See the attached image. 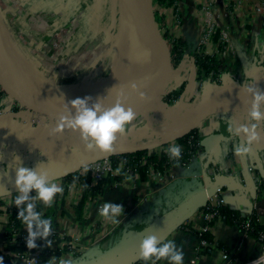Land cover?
<instances>
[{
    "label": "crops",
    "instance_id": "1",
    "mask_svg": "<svg viewBox=\"0 0 264 264\" xmlns=\"http://www.w3.org/2000/svg\"><path fill=\"white\" fill-rule=\"evenodd\" d=\"M226 1L233 2V7L227 6L222 0H175L168 7L159 5L160 12L166 16V25L161 29L162 37L173 42H183L185 52L180 63L170 73L158 79L156 90L151 98L140 105L136 103L135 107L132 104L128 106L134 110L136 117L125 130L129 134H136L135 137L138 140L136 144L151 143L163 137L184 132L191 123L199 119L197 128L204 139L218 131L221 119L220 108L231 109L237 105L236 115L233 116L230 123V136L222 142L216 152L205 147L194 156L188 167L177 166L171 169L170 172L164 174L159 183L149 181L147 177L143 179L141 175L136 178L133 176L122 178L121 172H117L108 180L107 178L103 179L100 182L99 195L89 199L86 204V214L89 213V209L96 201L119 203L122 206L132 200H136L138 206L151 202L152 209L146 208L143 213H141L143 209L138 213L130 211L128 218L134 217L131 222L126 224H124L125 217L122 216V209L120 221L114 223L107 235L108 238L102 241V251L111 248L112 243H116L118 236L114 235V232L117 229L120 231L123 224L131 229L138 222L148 223L153 219L151 217L154 211L163 210L164 212L179 202L188 192L199 189L204 184L213 193L215 201L219 197H223L222 205L238 209L245 217L256 215L264 222V119L259 121L250 119L249 110L254 97L253 92L248 90L251 87L254 91L264 92V21L261 22L264 20V0H250L249 3H246L247 7L243 5L244 0H240V4L233 0ZM16 2V5H7L9 9H5L16 10L17 7H23L24 15L20 14L23 18L19 15L23 20L48 17L50 13L53 14L55 18L50 29L55 32L66 24L64 23L65 15L72 13L76 8L83 9L81 18L86 21L85 24H81V31L86 30L93 20L92 15L87 12L96 4L100 5L97 0H16ZM205 4L210 5V9L206 12L203 10ZM99 9H101L100 6ZM99 15L100 21L97 24L96 32L103 30L100 11ZM208 20H216L218 26L207 43L201 44ZM88 31H84L83 34H87ZM47 33L49 34V32ZM169 45L172 48V44ZM201 48L221 60V73L217 80L199 77L198 65L194 61L193 55ZM161 53H163V58L167 54L163 50V52L158 51L156 56L153 49H149L141 71L149 72L152 61H155L158 56L160 58ZM1 92L3 93L0 85V94ZM4 93H6L5 90ZM260 109L264 112V102L261 103ZM12 113H16L13 118L4 119L2 117V115ZM30 120L29 113L19 107L14 97L6 93V96L0 99V162L7 160V165L0 164V170L18 165L19 161L15 157L20 156L18 155L20 149H24L23 151L30 149L32 152L34 148H38L42 144L46 148L43 150L44 153H40L50 158L53 157L50 155L57 152L59 148L68 152V150L72 151L83 145H76L72 141L79 130H73L63 125L60 126L61 131H59L60 140L57 136L53 138L51 133H48L47 142L40 140L38 143V137L33 133L36 131L35 129L43 131L47 126L52 125L34 124L30 123ZM48 120H51L50 124L56 125L57 120L52 118ZM253 123L258 125L255 130L259 140L252 142L247 153H236L234 149L237 144L243 145L246 139L245 133H237V127L241 124L250 126ZM35 141L36 144L33 148ZM49 143H54L52 148L47 146L51 145ZM12 156L14 157L11 158ZM55 179L63 186L64 191V181L61 178ZM219 188L221 192H218ZM63 198V192L58 193L53 200V205L56 207L59 204L58 207L62 209V213L71 219L70 216L76 211L74 202L72 204L74 210L70 211L69 208H64L65 198ZM13 202V199H8L0 205V257H3L4 264L22 263L20 255L27 246L23 237L7 240L11 236L6 234V219L10 216ZM54 206L52 208L50 205H39L38 210L45 217H51L50 232L53 233H50L46 238L35 237V248L47 252L46 260L50 263L67 259L65 256L67 252H61L58 243L55 244V241L59 242L58 240L62 236L65 237V234L61 235L56 231L59 221L57 219L58 212L54 210ZM204 213L203 210L196 212L186 221V224L184 223L185 225L183 224V228L178 229L168 238L173 239L175 246L183 251L184 264L196 258L199 264H222L224 262L222 250L230 254L234 264L254 261L263 253L259 240L245 236L242 228L236 223L225 221L221 216L213 218L209 223L208 233H211L214 240L211 249L203 253H201L203 249L197 251L196 246L199 238L196 232L208 223L204 218ZM70 226L75 233L78 231L85 233L86 228L83 231L81 223L72 222ZM22 228L26 231V225ZM124 232H128V228ZM124 232H121L119 237ZM125 235L119 239L121 240ZM48 240L51 241V244L47 243ZM18 244L23 249L14 254L7 253L5 250V248ZM85 250L91 252L95 250V247L85 248ZM80 251L78 250L75 254L82 256L83 253ZM98 252L101 251L98 250ZM15 255H18L19 259L15 258ZM69 255L76 259L74 252ZM161 262L170 264L164 258ZM259 264H264V261Z\"/></svg>",
    "mask_w": 264,
    "mask_h": 264
},
{
    "label": "water",
    "instance_id": "2",
    "mask_svg": "<svg viewBox=\"0 0 264 264\" xmlns=\"http://www.w3.org/2000/svg\"><path fill=\"white\" fill-rule=\"evenodd\" d=\"M122 7L129 15L131 23L130 41L119 59V65L115 69L110 81L102 88L90 93L71 92L60 87L53 86L37 75L32 68L21 61V57L12 51L1 36L0 30V85L22 105L35 113L46 115L58 120L61 115L71 116L75 114L72 100L88 97V105L100 102L104 108H110L117 102L125 108L129 105L136 106L145 103L153 96L156 84L161 76L167 75L174 68L172 66V54L167 39L162 37L161 29L153 28L154 0H121ZM4 37V36H3ZM109 36L107 42L112 41ZM113 48V46H112ZM153 49L156 56L158 51L165 50L167 54L152 61L149 72L141 71L145 64L147 51ZM141 72V73H140ZM135 84L136 88L132 85ZM135 103V104H133ZM239 106V105H238ZM237 107V105H236ZM220 108L221 119L218 131L205 137L203 145L212 152L219 150L222 142L230 136V123L237 108ZM199 120V119H198ZM198 120L191 123L185 130L196 128ZM179 134L163 137L151 143H138L131 145L128 140L117 134L111 150H102L99 147L88 148L82 145L72 151L64 152L44 163L26 165L36 168L37 171L47 170L51 178H62L64 174L77 170L90 162L111 158L113 155L133 152L137 149L148 148L150 150L160 145L176 141L183 135ZM17 166V165H16ZM16 166L0 170V197L17 192L14 184ZM205 185L188 192L172 208H168L160 216L148 223L141 224L138 229L127 232L126 235L111 248L101 251L91 259H83L78 264H137L143 258L140 256V241L142 237L155 234L161 240L168 239L186 221L206 206L207 193ZM132 229V228H131Z\"/></svg>",
    "mask_w": 264,
    "mask_h": 264
},
{
    "label": "rangeland",
    "instance_id": "3",
    "mask_svg": "<svg viewBox=\"0 0 264 264\" xmlns=\"http://www.w3.org/2000/svg\"><path fill=\"white\" fill-rule=\"evenodd\" d=\"M97 1L100 4L99 6L101 9H99V6L96 4L95 6L90 8V10L87 12V14L90 13V15H92L93 20L91 22V25L88 28H86V30L81 31V26H82L81 24L82 23L85 24V21H86V20L81 18L83 16L81 13L83 9H81V8L77 9L76 8L72 13H68L67 15H65L66 17L64 19V23H66V24H64V26L62 25L63 27H61V29H59L55 32V31H52L50 29L52 21L55 18V16L53 14L50 13L48 17H40V18L37 17L36 19L30 18V19H27L28 21L23 20L19 17L20 14L24 15L23 14V12H24L23 7H17L16 10L5 9V8L9 9V7H7V5H10V6L16 5L17 4L16 0H0V30L2 33V34L1 33L0 34L3 38V40L9 46V48L12 51H14L16 53V55L19 56V58L21 57V61L24 64L28 65L30 68H32L33 66H36L37 64H41L46 70H48L50 72L51 75L52 74L55 75L56 80H55V83H53V82L49 81L40 72L37 73L32 68V70L37 75L42 77L45 81L49 82L53 86L60 87L61 86L60 84H63L62 88H65V90H69L71 92L86 93V94L93 92V91L81 92V91L73 90L72 88H66L65 86L66 85H76V84L85 82L86 80H87V82H90L94 79H97L99 76L107 77L106 79L109 82L110 78L112 77V75L114 73L111 70L110 64H112V63H111L110 58L112 56L115 44H114V41L113 42L112 41L107 42V39L109 38V36H112L114 38L116 33L118 32L119 27H120V23H121V19H122V15H123L122 14L123 7L121 4V0H97ZM222 1H224L225 4H227V6L233 7V2L230 3L229 1L227 2L226 0H222ZM233 1H235L237 4L241 3L240 0L239 1L233 0ZM244 1H245V3H243V5H246V3H249L250 0H244ZM245 7H247V5ZM157 8H159V6L158 5L156 6V4H154V9H157ZM99 11H100V14L102 15L101 24H102L103 30L96 32V30L98 29L97 24L100 21ZM7 13H9V14L6 17ZM263 21L264 20H261V22H263ZM84 31L85 32L88 31L87 34L84 35L83 34ZM47 32H49V34ZM40 33H42V35H40ZM45 34L46 35L48 34V36H45ZM112 46H113V48H112ZM29 59H30V61L31 60H33V61L30 62ZM72 78H76V79L72 80ZM65 80H69V82H68L69 84H65V83H67V82H65ZM96 83H98V82L91 84L90 87L92 85H93L92 87H95ZM105 85L106 84H104L103 86H100V89H102ZM11 115H13V114L2 115V117L5 119V118H13L16 116V115L11 116ZM41 120L42 119H40V117H36V118L34 117L33 119L30 120V123L32 122L34 124H43V126L45 124H47V125L49 124L52 126H47V128H45L43 131H41L40 129H35L36 131H34L33 133L36 137H38V139H37L38 143L40 140L45 141V143H46L48 133H51V136L53 138H55L57 136L58 140H60V133L57 132V134H58L57 135L53 131V129L57 125H53L52 123L50 124L49 120H44V122ZM132 134H133V136H132ZM135 135L136 134H134V133L129 134L128 131H126V130L121 133L122 138L125 140H128L131 145H136V143H137L136 141H138L136 139ZM42 138H44V139H42ZM31 139H30V141H31ZM48 140H49V138H48ZM72 141L75 142L76 145L83 144V146H84L87 144V141L81 138L80 132L76 135L75 139H73ZM35 144H36V141L33 144V148L35 147ZM49 144H51V145H47V146H49L50 148H52V145H54V143L53 144L49 143ZM75 147H77V146H75ZM45 148H46V146L41 144L40 147L34 148L32 150V152L30 149L25 150V151H23L24 149L23 150L20 149L19 153H18V155H20L19 156L20 157L19 163L24 161V162H22L24 166L31 165L34 163L35 164L44 163L46 161H43V160H47V159L50 160V159H53L57 156H62L59 153H64V151H65L62 148H59L57 150V152L59 151V153L58 154H57V152L52 153L50 156H53V157L49 156L50 157V159H49L45 154L40 153V152L44 153L45 151H43V150H45ZM36 149H37V151H36ZM68 151H71V150H68ZM6 157L8 158V156H6ZM13 157L14 156H12L11 158H13ZM6 162H7V160L5 159L2 162H0V164L7 165ZM90 163H92V162H90ZM90 163H88L85 166L83 165V166L79 167L77 170L79 172H82L84 170V168H86ZM13 164H16V163H13ZM77 170H75V171H77ZM84 172H86V171H84ZM120 176L122 178L126 177L123 172H121ZM109 177H111V176L107 175L104 177V179L107 178V180H108ZM111 179H109V180L111 181ZM62 181H64V180H62ZM65 182L66 183L68 182V183L73 184V185H72L71 189L67 191V193H65V194L63 193L64 198H65L64 208H69L70 211H73L76 204L79 202V200L81 198V197H79V195H77V192H76L77 187L76 186H78L80 189H81V186L75 182H69V181L65 180L63 183L64 189H65V185H66ZM155 183H158V182H155ZM155 183H154V185H155ZM100 186L101 185L98 186L99 192L97 195H99V193H100ZM128 197L131 198L129 195H128ZM108 199H109V197H108ZM2 201L4 202L5 199H2ZM73 202H74V208L72 207ZM100 202L103 204L102 201H100ZM25 204H26V202H25ZM38 204L43 205V203L40 201H37V207H39ZM99 204L100 203L98 201H96L95 204L92 205L93 207L91 209H89V211H93L95 218L100 217V219L98 220L97 225H96V227H94V230L92 231V233L86 239L81 238L79 240V242H74V241H71V238L68 235H66L65 237L62 236V238H60L58 240L60 243L55 241L56 242L55 244L58 243L57 245L61 248V250H62L61 252H65V253L67 252L68 253V254L66 253L65 256L67 257V259H70L71 264H78V263L82 262L83 258L72 259L69 254L73 251H76L81 246L85 245L86 247H88L87 246L88 240L90 238L95 239V235L97 232L101 233V235H100L101 241L99 240V241H97L96 244L93 245L95 247V250H93L91 252H89L88 250H85L84 255H86V258L91 259L92 257H95L96 255L99 254L98 250H100V251L103 250V249H101L102 241L107 239L106 236L109 233V231H107L109 218H104V215H102V213L98 211L97 206H99ZM56 205H57V203H56ZM124 205L125 206H122L123 207L122 208L123 209L122 216L125 217L124 224L132 221L134 216L128 218V213L130 211H132V209L135 206L137 207L135 213L136 212L138 213V211L142 210V209L143 210L141 213H143L146 210V208H148L149 210L152 209V203L151 202H148L147 204L138 206L136 203V200L135 201L132 200L131 202H128L127 204H124ZM50 206L51 207L54 206L53 203ZM58 206H59V204L56 207L54 206V210L58 212V215H57L58 218L57 219L59 221L58 228L56 231L61 233V235L68 233V232H69V234L70 233L75 234V232L72 230V228L70 226L72 222L83 224V231H84V229L88 225V221L86 220V218L84 216L80 219L79 217L75 216L76 215L75 214L76 211H75L74 213H72L73 215L70 216L72 220L68 219L66 214L64 215L62 213V209L59 208ZM85 208H86V206H85ZM46 209H47V207H46ZM141 213H139V214H141ZM157 213H158V216H160L163 213V210H159L157 212L154 211L152 213L151 218L155 219ZM111 215H113V214L110 212L109 216H111ZM122 216H121V213L116 215L115 220H112L113 226H114V223H117L118 221H120ZM8 220H9V217L6 219V227H7ZM142 223H143L142 221L138 222V224L133 226L132 229H130L129 226L128 227L123 226L124 225L123 224L121 226L120 231H118V229L116 227L117 230L114 232V235H117L118 236L117 240H120L119 238L122 235H125L127 233V232L126 233L124 232V230L126 228H128V232H131V231L135 232L134 230L138 229V227H140ZM122 227H124V228L122 229ZM12 231H15L16 234L13 237H10L9 239H7L8 241L11 239H17V238L23 237L21 230L20 231L19 230L18 231L12 230ZM23 231L27 233V231H25L24 229H23ZM121 232H124V233H122L119 237V234ZM50 233H53V232H50ZM76 233L80 234L81 236H83L85 234L84 232H81V231H78ZM6 234L9 235L7 230H6ZM117 240H116V243L118 242ZM93 243H95V242H93ZM114 243H112L111 245L113 246ZM70 245H72V246H70ZM21 249H23V247L20 246L19 244L10 246L9 248H5V250H7V253L9 252L10 254H14V253L18 252V250H21ZM25 251H26V248L23 251V253H25ZM23 253H21V254H23ZM17 256L18 255H15V258H17ZM17 259H19V257ZM20 262H22V263H19V264H25V262H23V261H20Z\"/></svg>",
    "mask_w": 264,
    "mask_h": 264
},
{
    "label": "clouds",
    "instance_id": "4",
    "mask_svg": "<svg viewBox=\"0 0 264 264\" xmlns=\"http://www.w3.org/2000/svg\"><path fill=\"white\" fill-rule=\"evenodd\" d=\"M136 88V85H132ZM249 91L253 92L252 107L249 110V117L254 121L264 119V112L261 111L260 105L264 102V92L254 91L251 87ZM75 108V114L71 116L61 115L56 121L54 132L61 131V125L69 127L73 130H79L81 138L87 141L86 147H99L102 150H111L113 142L116 140L117 134L122 133L128 127L131 121L136 117L131 107L125 106L117 102L110 108H104L100 102H96L91 106L88 105V97L75 98L72 100ZM257 124L250 126L241 124L237 127V133L246 134L243 145L237 144L236 153H247L254 140H259L256 132ZM170 158H179L182 148L179 144H172L167 148ZM18 161L19 156L15 157ZM119 171V168H117ZM15 186L18 188L19 194L15 196L14 203L16 205L24 204L19 208L18 218L26 225L27 238L26 244L29 248L36 247L35 237L46 238L50 234L52 219L45 217L40 210H37V201L45 205H51L58 193L63 192V186L55 179H50L47 170L37 171L36 168L24 166L20 162L16 166ZM35 190V194L30 196L29 193ZM27 201L25 204L24 202ZM102 215L115 220L116 215L122 212V205L119 203L104 202L100 209ZM109 212L113 215L109 216ZM35 227V230L33 228ZM51 244V241H47ZM140 256L145 261H155L162 258L168 260L170 264H184L183 251L175 246L173 239L161 240L155 234H149L142 237L140 241ZM0 264H4L3 257H0ZM62 264H71L70 259H64Z\"/></svg>",
    "mask_w": 264,
    "mask_h": 264
},
{
    "label": "trees",
    "instance_id": "5",
    "mask_svg": "<svg viewBox=\"0 0 264 264\" xmlns=\"http://www.w3.org/2000/svg\"><path fill=\"white\" fill-rule=\"evenodd\" d=\"M174 1L175 0H154V4H156V6L163 5L168 7L172 5ZM165 25H166L165 14L161 13L159 8L155 9L153 11V28L155 30L162 29L163 27H165ZM166 44L167 45L172 44V48H171L172 61H173L172 66L176 67L180 63V60L182 59L183 54L185 52L184 43L175 42V41L173 42L167 39ZM193 56H194V61H196V64L198 65V73L200 78L209 77L211 80H217L219 78L221 73V67H220L221 60H219V58L216 55L209 54L205 52L203 48H201L197 50V52H194ZM74 79L76 78H72V80ZM65 82H67L65 84H69L68 83L69 80H65ZM1 89L3 93L1 92L0 99L6 96V93H4V89L2 87ZM199 139H201V133H199V129L197 127L191 128L185 131L183 135L179 136L176 140L181 145H183L184 151L181 153V156L178 159L169 157V154L167 152L168 143L160 145L161 147H157L156 153L150 152L151 150L148 148H143V149H137L136 151L133 152H126L123 154L113 155L110 159L113 160L114 162L128 161L129 164L134 166L136 165L137 168L139 169L141 177L145 179V177H147L148 165L147 164L143 165L140 163V161L143 158H146L149 163H152L154 167L160 171L170 169L174 164L178 162V160L184 161V159L191 157L193 154L197 152V150L201 146L199 145ZM61 179L64 181L67 180L69 182H75L81 186L82 195L79 202L75 206L76 216L81 219L83 216H85V212H86L85 206L87 202L89 201V199H92L95 196H97L99 192V187L92 183L93 176L89 170L86 172H79L78 170L68 172L64 174V176ZM2 203L3 201H1L0 199V205ZM23 206L24 204L16 205L13 202V206L11 208L12 211L10 213L6 227V230L11 237H13L16 234L15 231H12L14 228L21 229L24 226L23 222L17 216L19 208ZM202 210L205 212L216 211L215 217L221 216L222 218L225 219V221L229 223H236L240 228L242 227L244 222L250 219V229L248 234L250 237L256 239L257 241L259 240L261 233H264V222H262L259 219V217H257L256 215L245 217L242 216L241 212L238 209H232L231 207L226 205H220L215 208L212 207L209 208L208 206H205L201 208L199 211ZM184 225H182V228L184 227ZM196 234L198 235V231L196 232ZM203 238L206 239L211 244H213L214 242L211 233L210 234L208 232L205 233ZM211 246L212 245L203 248L201 253H203L204 251L206 252L208 249H211ZM162 259L158 261H161ZM138 264H148V261L142 259L141 261H139Z\"/></svg>",
    "mask_w": 264,
    "mask_h": 264
},
{
    "label": "built area",
    "instance_id": "6",
    "mask_svg": "<svg viewBox=\"0 0 264 264\" xmlns=\"http://www.w3.org/2000/svg\"><path fill=\"white\" fill-rule=\"evenodd\" d=\"M209 9H210V5L209 4H205L203 6L204 12L208 11ZM216 26H218V22L216 20H214V21L208 20L207 21V26L204 29V33H203V36H202L203 38L201 40V44H206L207 43V41L212 37V34L215 31ZM19 107L23 111H26L27 113H29V118L30 119H33L34 117L35 118L36 117H40V119H42L41 121L44 122V120H48L50 118V117H48L46 115H43V114H40V113L39 114L35 113V112L31 111L30 109L22 106V105H19ZM15 115H16V113L11 115V116H15ZM50 122H51V120H50ZM202 140L203 139L201 137V139H199V145H201L202 147L200 146V148L197 150V152L195 154H193L191 157H189L187 159H184V161L178 160V162L176 164H174L170 169H166V170H161L160 171V170L156 169L152 163H149L146 158H143L140 161V163L143 164V165H146V164L148 165L147 179L149 181L158 182L159 183V182H161V179L164 176V174L170 172L171 169H173V168H175L177 166L178 167H181V166L182 167H185V166L188 167L191 164V161L194 158V156L199 151H201V150H203L205 148L204 145H203V141ZM172 144H179L181 146V148H182V152L184 151L183 145H181L177 140L169 142L167 144V148L170 145H172ZM151 152L152 153H156L157 149H152ZM117 168H119V171H117ZM88 170L92 173V176H93L92 183L94 185H98V186L101 185L100 182L104 179L105 176H107V175L114 176L115 174H117V172H123L126 177H130V176H133L135 178L137 176L140 177V172H139V169L137 168L136 165L135 166L131 165V164L128 163V161H126V162H124V161L114 162L110 158H105V159L94 161V162L90 163L86 168H84V170L82 172L88 171ZM65 184H66L65 185V189L63 191L64 194L67 193V191L70 190L72 185H73V184H70L68 182L67 183L65 182ZM204 185H205L206 191H208V186L206 184H204ZM76 187H77V190H76L77 195H79V197H81L82 191H81V189L78 186H76ZM218 192H221L220 188L218 189ZM18 194H19V192L17 191L15 193H11V194L2 196V197H0V199H1V201H2V199H5V201H7L8 199H13V201H14L15 196L18 195ZM34 194H35V190H33L32 192L29 193L30 196H32ZM25 202L27 203V201H25ZM223 202H224L223 197H219L218 200L215 201L214 197H213V193L212 192L207 193L206 206H208L209 208L210 207H212V208L218 207V206L222 205ZM99 203L100 204L97 207H98V211L101 212L100 209L103 207L104 203L102 204L100 201H99ZM136 208L137 207L135 206L132 209L133 213H135ZM86 210H87V208H86ZM86 213H87V211L85 212V216L84 217L88 221V225L86 227L85 234L83 236H81L78 233H75V234H73V233L69 234V232L65 233V236L68 235L71 238V241L79 242V240L81 238L86 239L92 233V231L94 230V227H96L97 222L100 219V217L95 218L94 214H93V211H89L88 214H86ZM215 216H216V211H210V212H205L204 213V218H205V220L208 223L206 225H204L203 227L199 228V231H198L199 241H198V245L196 246V250L197 251H201L203 248H206V247H209L210 245H213V244L209 243L206 239H204L203 236H204L205 233H207L210 230L209 229V223H210V221L213 218H215ZM104 218H107V217L104 216ZM112 228H113L112 219H109L107 231L110 232V230ZM180 228H182V226ZM180 228H178V229H180ZM241 228L243 229V233L245 234V236H249L248 232H249V229H250V219H248L246 222H244ZM23 229L24 228H21V229L14 228L13 230H16V231H18V230L20 231L21 230V233L23 234V240L26 243L27 233L24 232ZM26 231H27V229H26ZM100 235H101V233L97 232L96 235H95V239H91L90 238L88 240V244H87L88 247H86L84 245V246L79 247L76 251H73L74 255H76L75 252H77L78 250H81L80 252L83 253L82 256L77 254L78 256L76 255V258H84V256H85L84 255L85 248L90 249L91 247H93V245L96 244L97 241L100 240V238H101ZM106 237L108 238V236H106ZM263 239H264V233H261V236L259 237V242L261 243V247H262V252L263 253L259 256V258L254 260V261H249V262L242 263V264H259L260 262L264 261V241H263ZM93 242H95V243H93ZM70 246H72V245H70ZM221 253L223 254L222 257H223V260H224V262L222 264H234L233 263V258L230 256L229 253H227L225 250H222ZM47 254L48 253L45 252L43 249L41 250V249L35 248V247L29 248L28 246H26V251H25V253L20 255V257H21L20 260L25 262V264H62V261L61 262H57V263H50L49 261H47L46 260ZM85 258H86V256H85ZM72 259H74V257H72ZM148 264H162V262L158 261V260H155L154 262L153 261H148ZM187 264H199V261L196 258V259H193L191 261H188Z\"/></svg>",
    "mask_w": 264,
    "mask_h": 264
},
{
    "label": "bare ground",
    "instance_id": "7",
    "mask_svg": "<svg viewBox=\"0 0 264 264\" xmlns=\"http://www.w3.org/2000/svg\"><path fill=\"white\" fill-rule=\"evenodd\" d=\"M122 19L120 23V27L118 32L116 33L115 37L113 38L114 40V49L113 53L111 56V70L114 72L115 69L119 65V59L121 55L123 54L127 44L130 41V35H131V23L129 19V15L126 13V10L123 8L122 9ZM22 40V39H21ZM97 55V54H96ZM100 55V54H99ZM90 60V59H89ZM100 60V59H99ZM30 61V59H29ZM33 61V60H31ZM30 61V62H31ZM91 63V62H90ZM38 65V66H37ZM36 66H33L32 68L38 73L40 72L42 75H44L49 81L55 83V75H51L48 70H46L41 64H37ZM86 68V67H85ZM59 75V74H58ZM107 77L105 76H99L97 79H94L90 82H85L76 84V85H66V88H72L73 90L81 91V92H87V91H95L100 89V86H103L104 84L108 83V80L106 79ZM96 83L95 87H90L91 84ZM98 84V85H97Z\"/></svg>",
    "mask_w": 264,
    "mask_h": 264
}]
</instances>
